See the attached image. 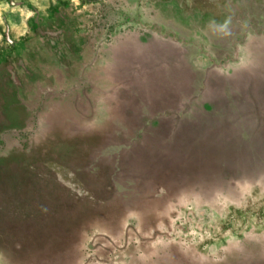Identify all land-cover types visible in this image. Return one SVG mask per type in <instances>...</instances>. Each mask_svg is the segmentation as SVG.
I'll list each match as a JSON object with an SVG mask.
<instances>
[{"label":"rangeland","instance_id":"374dc122","mask_svg":"<svg viewBox=\"0 0 264 264\" xmlns=\"http://www.w3.org/2000/svg\"><path fill=\"white\" fill-rule=\"evenodd\" d=\"M0 101V264H264V0H0Z\"/></svg>","mask_w":264,"mask_h":264},{"label":"trees","instance_id":"16d2710c","mask_svg":"<svg viewBox=\"0 0 264 264\" xmlns=\"http://www.w3.org/2000/svg\"><path fill=\"white\" fill-rule=\"evenodd\" d=\"M3 107L4 106L0 101V111ZM0 116L1 122L4 117L1 113ZM21 165L25 166V171L27 172H25L26 174H24V176L22 178H19L20 180H18L17 178H15L14 173L16 172L17 168ZM9 179H14L15 191H17V189L20 190V187L25 186L24 183H26V186H29L32 195H39L43 191V195L48 196L47 198H49L50 201L54 202L55 193L57 189L64 192L66 188L65 184L61 180H58V176L55 173L49 171L48 166L40 167L37 166L36 163H18L17 165H15L13 162H7L6 164L0 165V182L7 183ZM74 202L75 201H72L71 199H66V204L68 206H72Z\"/></svg>","mask_w":264,"mask_h":264}]
</instances>
